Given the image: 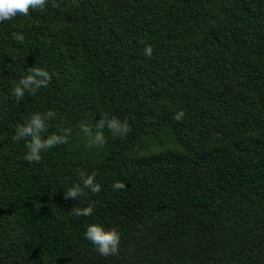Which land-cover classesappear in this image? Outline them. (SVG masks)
I'll use <instances>...</instances> for the list:
<instances>
[{
	"label": "trees",
	"instance_id": "16d2710c",
	"mask_svg": "<svg viewBox=\"0 0 264 264\" xmlns=\"http://www.w3.org/2000/svg\"><path fill=\"white\" fill-rule=\"evenodd\" d=\"M33 66L51 79L16 101ZM49 109L71 135L28 163L15 127ZM101 113L129 131L88 148ZM93 170L101 191L65 199ZM93 221L117 255L84 238ZM0 264H264V0H47L0 22Z\"/></svg>",
	"mask_w": 264,
	"mask_h": 264
},
{
	"label": "clouds",
	"instance_id": "9594fccd",
	"mask_svg": "<svg viewBox=\"0 0 264 264\" xmlns=\"http://www.w3.org/2000/svg\"><path fill=\"white\" fill-rule=\"evenodd\" d=\"M47 0H0V22L11 20L17 14L28 15L29 10H43ZM12 37L17 42H22L24 36L21 32H13ZM152 46L146 44L143 48V55L152 56ZM52 74L48 69L41 66L28 68L22 75L12 82L10 97L20 101L25 93H35L37 89L47 86ZM56 113L49 109L45 112H33L22 123L16 125L13 140L24 141V153L22 159L28 163L39 162L41 154L55 145L65 144L71 135L68 127L57 128L49 133L48 122L55 118ZM182 111L174 114L176 120L181 119ZM107 128L115 136H125L129 131L127 120L116 116H107L101 113L94 125L85 121L79 123V129L86 140V147L103 146L106 142L104 129ZM95 170L79 173V180L64 188L65 199L78 198L87 193H98L101 191V184L96 179ZM114 190L125 188V181L116 180L111 185ZM94 203L89 202L86 206L71 207L69 215L73 217H87L93 213ZM84 238L94 246V250L102 256L117 255L120 244V232L116 226L106 227L102 222L93 221L86 225L83 232Z\"/></svg>",
	"mask_w": 264,
	"mask_h": 264
},
{
	"label": "rangeland",
	"instance_id": "374dc122",
	"mask_svg": "<svg viewBox=\"0 0 264 264\" xmlns=\"http://www.w3.org/2000/svg\"><path fill=\"white\" fill-rule=\"evenodd\" d=\"M163 143L165 144L164 148H166V147H172L173 146V144H171V143L170 144H166V141H164V140H163Z\"/></svg>",
	"mask_w": 264,
	"mask_h": 264
}]
</instances>
